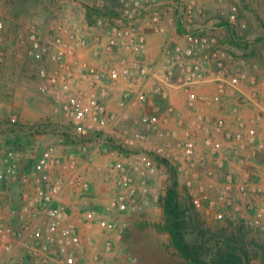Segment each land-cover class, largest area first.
<instances>
[{
    "label": "rangeland",
    "instance_id": "374dc122",
    "mask_svg": "<svg viewBox=\"0 0 264 264\" xmlns=\"http://www.w3.org/2000/svg\"><path fill=\"white\" fill-rule=\"evenodd\" d=\"M86 6L99 10V16H95V19L105 18L106 15L112 17L117 8L111 0H0V22L4 25L0 34L4 38L6 52L5 59L0 62V172L5 168L9 152H14L16 156L15 172L0 182L1 211L8 213L26 195L30 204L35 194L32 168L46 147L55 145L59 153L69 148L71 153L75 148L71 141V127L55 103L53 94H42L39 90L45 83L39 75L40 71L45 70L53 75L56 64L51 60L37 62L25 56L24 48L18 44L19 35L36 29L42 41L47 43L53 38L56 25L63 23L69 28L79 29L84 36L89 33L95 37L106 28H85L90 26ZM195 16L196 23L206 33L215 31L213 26L220 29L217 35L233 58L231 67L236 72H246L248 76L240 82L238 90L228 91L221 104L205 109L206 122L211 124L218 119L224 120L226 133L233 135L242 132V140L228 139L226 133L216 134L210 128L192 130L196 127L197 119L186 107V95L172 90L169 104L172 103L178 113L176 118H172L176 120L175 125L169 122L166 125L169 129L160 134L146 133L145 145L147 150H152L166 141L165 132L180 137L183 132L192 130L196 134L194 142L199 161L195 169L197 181L206 193L201 205L195 207L191 193L196 191L197 185L189 189L186 178L177 174L179 201L189 223L185 231L188 242L204 244V259L208 262H212L219 249H224L238 254L243 251L248 254L251 264H264V196L252 191L264 186V149L261 148L264 145V0H198ZM178 33L174 35V43L183 46L185 40L180 31ZM167 40L168 36L165 35L149 36V61L159 57ZM91 48L82 49L81 60L95 62ZM16 53L21 56L16 57ZM196 92L211 98L216 93V85H200ZM254 94L255 101L249 100ZM175 97L181 99V106L175 103ZM115 105L114 102L110 103V109H116ZM161 111V107L155 112L150 108L133 110L131 123H139L144 114H160ZM184 124H189L191 128L180 129ZM120 128L105 130L110 136L107 145L113 149L111 154L97 152L88 159L76 154L89 190L79 193V198L72 201L77 203H70L72 210L66 205L68 214L75 210L81 219L86 238L95 247V254H91L95 257L94 263L189 264L179 256L169 234L160 229L165 224L162 200L174 183L173 172L160 159L149 157L133 138L129 145L122 147L119 142L123 130ZM252 128L258 130L255 144L248 143L247 131ZM213 141L222 144V149L216 155L210 146ZM167 142L171 153L182 160L174 140ZM252 149L257 152L256 156L252 155ZM66 154L60 153L63 157ZM138 155L145 157L150 164L144 173L135 172L134 169L129 172L138 188V200H151L153 196H158L157 201H151L144 212L109 211L110 203L120 192L119 174L113 170L112 163L122 159L127 166H131ZM228 177H231L230 191L226 188ZM22 192L27 193L23 196ZM222 200L225 202L222 203ZM88 210L104 218L117 231L107 232L88 225L83 220ZM219 211L223 213L222 219L215 217ZM119 228H123L122 233L118 232ZM108 243L111 249L107 251ZM82 254L84 258L87 257L85 252ZM97 256L99 259H96ZM85 261L90 264L87 258Z\"/></svg>",
    "mask_w": 264,
    "mask_h": 264
},
{
    "label": "built area",
    "instance_id": "2783aa9c",
    "mask_svg": "<svg viewBox=\"0 0 264 264\" xmlns=\"http://www.w3.org/2000/svg\"><path fill=\"white\" fill-rule=\"evenodd\" d=\"M115 5L116 13L112 17L106 15L105 18L96 19L94 25L85 26L87 30L93 26L106 28L95 37L89 33L84 36L79 29L58 23L49 42L44 43L36 29H31L19 35L18 44L24 48L28 58L37 62L51 60L56 64L53 75L45 70L40 71L39 75L46 84H42L39 90L42 94H53L55 103L71 127V141L85 159L97 152L111 154L113 149L107 145L110 136L105 130L121 127L123 135L119 144L122 147L129 145L132 138L135 139L149 157L173 164L175 172L186 178L189 189L197 185L191 197L195 207H199L206 190L197 181L195 169L199 161L194 142L196 134L192 130L210 128L216 134H225L224 120L218 119L211 124L206 122L205 109L221 104L228 91L238 90L240 82L248 76L246 72H236L231 67L233 58L217 35L220 29L213 26L215 31L206 33L196 23L198 0H115ZM3 27L0 22V32ZM179 31L185 40L183 46L175 44L173 40ZM150 35L168 36L159 57L154 61L148 59ZM88 47H92L94 52L93 63L81 60L82 49ZM5 55L4 38L0 34V62H3ZM20 56V53H16V57ZM252 80L255 81V78L252 77ZM208 83L216 85V93L211 98L196 92L198 86ZM172 90L186 95V107L194 113L196 127L183 132L180 137L167 131L164 143L147 150L146 133L160 134L168 130L166 125L178 113L170 103L161 114H144L137 125L131 123L132 111L144 110L149 106L156 108L161 101L170 102ZM255 96L248 99L255 101ZM112 102L116 103V109H110ZM185 127L191 128L189 124H184L180 129L187 130ZM257 133L258 130L254 128L247 131L249 144L257 142ZM226 136L228 139L242 140V132L233 135L226 133ZM172 139L180 150L182 160L171 153L167 140ZM210 146L215 155L222 149L219 141H213ZM261 148L264 149V145ZM252 155H257L254 149ZM15 157L14 152H9L5 168L0 172V182L15 172ZM127 165L122 159L111 165L119 174L120 192L108 210L119 213L144 212L151 201H157L158 196L139 201L138 188L129 172L134 169L135 172L144 173L150 164L145 157L138 155L131 166ZM59 167L71 175H65L62 170L53 175V170ZM81 167L73 157L66 160L61 156L57 146L45 148L32 168L35 194L30 204L25 197L24 205L14 207L8 213L0 211V264H87L82 256L79 228L70 222L68 207L62 200L68 187L81 192L89 190ZM227 182L226 188L230 191L231 177L227 178ZM252 191L264 196V186ZM215 217L222 219L223 213L216 212ZM83 220L107 232L117 231L116 227L91 210L84 213ZM118 232L122 233L123 228H119ZM110 249L111 244L108 243L106 250Z\"/></svg>",
    "mask_w": 264,
    "mask_h": 264
},
{
    "label": "trees",
    "instance_id": "16d2710c",
    "mask_svg": "<svg viewBox=\"0 0 264 264\" xmlns=\"http://www.w3.org/2000/svg\"><path fill=\"white\" fill-rule=\"evenodd\" d=\"M115 3L114 0H111ZM95 16H99V10L86 6V17L89 25L96 23ZM95 20V21H93ZM229 29H231L229 27ZM166 164L173 172L174 183L166 192L162 200V206L165 214V224L160 227L167 232L171 238L173 247L178 251L179 256L189 264H251L249 256L245 252L228 251L219 249L212 262L204 259L205 245L200 243L192 244L188 242L185 231L189 226L186 211L183 209L179 201V188L177 173L169 162L160 160Z\"/></svg>",
    "mask_w": 264,
    "mask_h": 264
},
{
    "label": "crops",
    "instance_id": "0c3cea01",
    "mask_svg": "<svg viewBox=\"0 0 264 264\" xmlns=\"http://www.w3.org/2000/svg\"><path fill=\"white\" fill-rule=\"evenodd\" d=\"M154 55H157V53L155 54L154 53ZM175 103L178 105V106H181V99L179 98V97H175ZM167 105H169V102L168 101H161L160 103H159V106L158 107H152V106H149V108H150V110L151 111H153V112H155V111H159L160 110V107L162 108V111L160 112V114L161 113H163L166 109H167ZM183 109V108H182ZM181 110V109H180ZM176 120L175 119H172L170 122H171V125H173L174 124V122H175ZM175 125V124H174ZM66 149H67V147H66ZM70 149L71 148H69L68 149V151H62V150H60V153L62 154H64V153H67L64 157H65V159L66 160H69V158L70 157H73L74 159H76V154L78 153V154H80L78 151H77V149L76 148H74L73 150H72V152L70 153ZM18 160H20L19 158H18ZM77 160V159H76ZM78 161V160H77ZM60 170H62L63 172H64V174L65 175H71L70 173H68V171L67 170H63V168L61 169V168H57L56 170H53V175H55L56 174V172L57 171H60ZM11 180H13L12 178H11ZM35 185V184H34ZM21 193V192H20ZM23 193V192H22ZM26 193L27 192H24L23 193V196H25L26 195ZM34 193H35V188H34ZM73 193H75V194H73ZM79 193H81V190H79V189H74V188H71V187H68L66 190H65V193H64V198H63V201L65 202V204L69 207V210L71 209L72 210V208H71V206H70V203L72 202V201H74V200H76V199H78L79 198ZM67 194H69V195H67ZM79 194V195H78ZM21 195V194H20ZM27 196V195H26ZM25 196V197H26ZM75 197V199H71V198H74ZM27 198V197H26ZM28 199V198H27ZM26 200V199H25ZM25 200H22V201H20L19 202V205H17V207H20L21 205H24L26 202H25ZM69 202V203H68ZM72 203H77L76 201L75 202H72ZM29 204V203H28ZM73 204V205H74ZM72 205V207H74ZM1 211V210H0ZM3 212H5L4 210H2ZM69 215H70V217H69V220L73 223V224H75L78 228H79V231H80V235H81V239H82V248H83V252H85V254H86V258H87V261H89V263L90 264H99V263H94V259H95V257H93V255L95 254V247H94V244L91 242V240H88L87 238H86V234H85V228H84V226H83V224H82V222H81V219L79 218V216L77 215V212H75V210H73V211H71V213H70V211H69ZM97 239L98 240H100L99 239V237H97ZM93 253V255H91ZM85 258V259H86ZM102 264V263H101Z\"/></svg>",
    "mask_w": 264,
    "mask_h": 264
}]
</instances>
